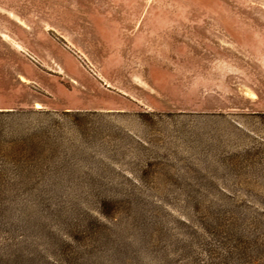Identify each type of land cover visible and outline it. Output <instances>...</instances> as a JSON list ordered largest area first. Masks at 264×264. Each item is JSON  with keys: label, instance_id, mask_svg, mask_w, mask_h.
Masks as SVG:
<instances>
[{"label": "rangeland", "instance_id": "obj_1", "mask_svg": "<svg viewBox=\"0 0 264 264\" xmlns=\"http://www.w3.org/2000/svg\"><path fill=\"white\" fill-rule=\"evenodd\" d=\"M0 264H264V0H0Z\"/></svg>", "mask_w": 264, "mask_h": 264}]
</instances>
